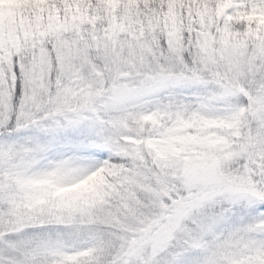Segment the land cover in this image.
Segmentation results:
<instances>
[{
	"label": "snow or ice",
	"instance_id": "obj_1",
	"mask_svg": "<svg viewBox=\"0 0 264 264\" xmlns=\"http://www.w3.org/2000/svg\"><path fill=\"white\" fill-rule=\"evenodd\" d=\"M205 3L0 9V264H264V0Z\"/></svg>",
	"mask_w": 264,
	"mask_h": 264
},
{
	"label": "trees",
	"instance_id": "obj_2",
	"mask_svg": "<svg viewBox=\"0 0 264 264\" xmlns=\"http://www.w3.org/2000/svg\"><path fill=\"white\" fill-rule=\"evenodd\" d=\"M160 3L167 5V15L169 19L178 20L185 9L193 5L201 3V0H159ZM32 0H6L5 4L0 5L5 13L16 23L26 22L28 13L30 11ZM74 12H83L91 5V0H67ZM98 3L107 6V15H110L113 20L122 22L125 26L139 27L141 24H147L148 20L145 18L144 9L145 4H150L155 7L157 0H98ZM5 6L9 7V11H5ZM155 13H150L153 22H155L156 13L159 11L158 7ZM123 12V16L121 13ZM138 21V22H137Z\"/></svg>",
	"mask_w": 264,
	"mask_h": 264
},
{
	"label": "clouds",
	"instance_id": "obj_3",
	"mask_svg": "<svg viewBox=\"0 0 264 264\" xmlns=\"http://www.w3.org/2000/svg\"><path fill=\"white\" fill-rule=\"evenodd\" d=\"M231 0H219L218 3V8H222V7H227L230 5ZM195 8L201 10L203 13L207 14L208 11H210V7L207 3H205L203 5V7H201L200 5H196L194 6ZM100 8L101 11L100 13H98V15H102V16H106L107 12H106V8L107 6L104 4H100ZM144 9H147V11H145V18L148 20V23H151V16L150 13H155L156 12V8L151 6L150 4H145L144 5ZM9 7L5 6V11H9ZM86 11V9H85ZM121 15L123 16V12L121 13ZM244 18V19H249L252 23L255 24V27L257 29H261L264 28V9H254L252 12H250L249 14H247L244 17H237V21H239V19ZM138 22V21H137ZM131 26V24H130Z\"/></svg>",
	"mask_w": 264,
	"mask_h": 264
},
{
	"label": "rangeland",
	"instance_id": "obj_4",
	"mask_svg": "<svg viewBox=\"0 0 264 264\" xmlns=\"http://www.w3.org/2000/svg\"><path fill=\"white\" fill-rule=\"evenodd\" d=\"M170 20H173V19H170ZM113 21L116 22V23H118V24H119V23H122V22H118V21H115V20H113ZM124 25H125V24H124Z\"/></svg>",
	"mask_w": 264,
	"mask_h": 264
}]
</instances>
